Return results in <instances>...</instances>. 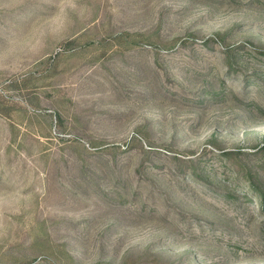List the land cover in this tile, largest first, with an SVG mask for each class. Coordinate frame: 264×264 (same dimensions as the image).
<instances>
[{
	"label": "rangeland",
	"instance_id": "1",
	"mask_svg": "<svg viewBox=\"0 0 264 264\" xmlns=\"http://www.w3.org/2000/svg\"><path fill=\"white\" fill-rule=\"evenodd\" d=\"M0 264H264V0H0Z\"/></svg>",
	"mask_w": 264,
	"mask_h": 264
}]
</instances>
